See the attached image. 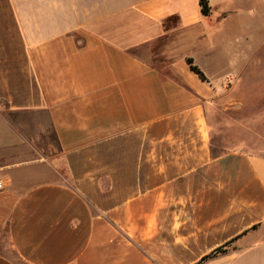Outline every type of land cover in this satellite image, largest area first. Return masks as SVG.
<instances>
[{
    "label": "crops",
    "instance_id": "1",
    "mask_svg": "<svg viewBox=\"0 0 264 264\" xmlns=\"http://www.w3.org/2000/svg\"><path fill=\"white\" fill-rule=\"evenodd\" d=\"M207 1L0 0V264H264V153L212 126L264 0Z\"/></svg>",
    "mask_w": 264,
    "mask_h": 264
},
{
    "label": "rangeland",
    "instance_id": "2",
    "mask_svg": "<svg viewBox=\"0 0 264 264\" xmlns=\"http://www.w3.org/2000/svg\"><path fill=\"white\" fill-rule=\"evenodd\" d=\"M241 78L223 89L217 100L212 123L214 145L232 149L244 144L250 152L264 153V64L261 71H248Z\"/></svg>",
    "mask_w": 264,
    "mask_h": 264
},
{
    "label": "trees",
    "instance_id": "3",
    "mask_svg": "<svg viewBox=\"0 0 264 264\" xmlns=\"http://www.w3.org/2000/svg\"><path fill=\"white\" fill-rule=\"evenodd\" d=\"M199 6H200L201 14L204 16H207L210 12V7L208 5V1L207 0H199ZM187 64H188V66L192 72H194L201 80H203V81L205 80V78H204L203 74L200 72V70L192 64L191 59L187 60ZM217 251H219V250H217ZM203 260H205V258Z\"/></svg>",
    "mask_w": 264,
    "mask_h": 264
},
{
    "label": "built area",
    "instance_id": "4",
    "mask_svg": "<svg viewBox=\"0 0 264 264\" xmlns=\"http://www.w3.org/2000/svg\"><path fill=\"white\" fill-rule=\"evenodd\" d=\"M4 188V184L3 182L0 180V190H2Z\"/></svg>",
    "mask_w": 264,
    "mask_h": 264
}]
</instances>
